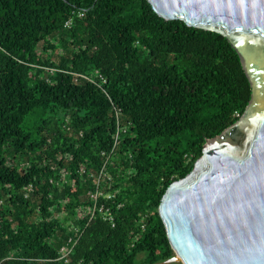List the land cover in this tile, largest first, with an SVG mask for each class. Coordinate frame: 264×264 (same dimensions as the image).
Instances as JSON below:
<instances>
[{"label": "trees", "instance_id": "1", "mask_svg": "<svg viewBox=\"0 0 264 264\" xmlns=\"http://www.w3.org/2000/svg\"><path fill=\"white\" fill-rule=\"evenodd\" d=\"M250 96L224 36L147 0H0V264H164L162 195Z\"/></svg>", "mask_w": 264, "mask_h": 264}, {"label": "water", "instance_id": "2", "mask_svg": "<svg viewBox=\"0 0 264 264\" xmlns=\"http://www.w3.org/2000/svg\"><path fill=\"white\" fill-rule=\"evenodd\" d=\"M165 20L214 31L251 88L241 117L207 139L157 208L173 255L164 263L264 264V0H147Z\"/></svg>", "mask_w": 264, "mask_h": 264}, {"label": "built area", "instance_id": "3", "mask_svg": "<svg viewBox=\"0 0 264 264\" xmlns=\"http://www.w3.org/2000/svg\"><path fill=\"white\" fill-rule=\"evenodd\" d=\"M100 175H106V174L101 170ZM99 178H100V176H98V180H99ZM107 178L110 180V177H107ZM97 186H98V182H97ZM112 195L113 194L110 191L103 192L102 189L96 188L93 192H91V199L93 200V204H94L93 210H95L97 207L98 199H100V198L110 199L112 197ZM98 210L103 214V219L105 221L114 225V218H113L112 214L109 213L108 209H105L103 205H100ZM63 251L66 252L67 249H63Z\"/></svg>", "mask_w": 264, "mask_h": 264}, {"label": "rangeland", "instance_id": "4", "mask_svg": "<svg viewBox=\"0 0 264 264\" xmlns=\"http://www.w3.org/2000/svg\"><path fill=\"white\" fill-rule=\"evenodd\" d=\"M61 216V215H60ZM137 263L139 264L140 263V260L138 259ZM164 264H171V263H164ZM173 264V263H172Z\"/></svg>", "mask_w": 264, "mask_h": 264}, {"label": "bare ground", "instance_id": "5", "mask_svg": "<svg viewBox=\"0 0 264 264\" xmlns=\"http://www.w3.org/2000/svg\"><path fill=\"white\" fill-rule=\"evenodd\" d=\"M105 173V172H104ZM106 174V173H105ZM109 177V176H108ZM97 209H99V206L97 205V207H96Z\"/></svg>", "mask_w": 264, "mask_h": 264}]
</instances>
